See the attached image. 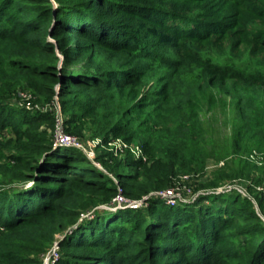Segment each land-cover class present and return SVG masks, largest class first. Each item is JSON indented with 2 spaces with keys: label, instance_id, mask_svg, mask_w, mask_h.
<instances>
[{
  "label": "trees",
  "instance_id": "trees-1",
  "mask_svg": "<svg viewBox=\"0 0 264 264\" xmlns=\"http://www.w3.org/2000/svg\"><path fill=\"white\" fill-rule=\"evenodd\" d=\"M219 94L234 153L261 156L188 187L264 186V0H0V264H42L56 241L48 264H264L263 189L113 208L204 173L200 116ZM56 103L66 135L126 146L56 145Z\"/></svg>",
  "mask_w": 264,
  "mask_h": 264
},
{
  "label": "rangeland",
  "instance_id": "rangeland-1",
  "mask_svg": "<svg viewBox=\"0 0 264 264\" xmlns=\"http://www.w3.org/2000/svg\"><path fill=\"white\" fill-rule=\"evenodd\" d=\"M20 94V93H19ZM17 95L16 98L13 99L18 105L26 106V104H34L33 98L25 97L23 95ZM254 94V92H251ZM250 95V92H249ZM259 98H263L262 94L256 95ZM201 121L205 131V143L210 149L211 155L207 158L206 165L204 168V173L201 176H198V172L190 171L180 173L178 175V181L181 182V189L189 188L188 185L191 186V189L195 188L196 184L201 181L203 178H208L212 172L217 169L219 166L224 164H228L231 168H239L244 164L245 161L254 160L258 156H261L260 153H257L254 150V147L251 146L249 143L246 145V150L241 151L239 153H234L235 146H234V131L236 126V121L238 118L237 108L235 103L230 99L229 96L225 94H219L216 99V104L212 108H206L201 111ZM84 136L82 137V141H79L80 144L84 145L85 149L87 150V154L91 156V159H94L95 156L100 154L101 152L107 150H116L119 148V144L115 142H110L107 145L101 144V142L94 146V140L99 139L98 137L92 138L90 136V132L85 131ZM57 136V135H56ZM54 134V142L55 141H64L62 136L59 135L56 138ZM57 139V140H56ZM81 140V139H80ZM74 141V140H73ZM75 142V141H74ZM59 144V143H58ZM70 147H74L68 145ZM138 143H134L132 145L131 151L134 153L137 150ZM121 151V149L119 148ZM115 152V151H114ZM123 153V151L121 152ZM139 152L136 151L134 154H138ZM137 156V155H136ZM2 160H0L1 162ZM253 172V171H252ZM256 175V172L252 173V177ZM249 180L245 177L243 178H235L232 180L226 179L220 182L218 187H222L224 189H228V191H237L245 196H248L253 201H255L254 195L255 192H260V189L264 190L263 185H255L254 187H249ZM253 182V181H251ZM253 189V190H252ZM211 190L205 189L201 190L202 192H207ZM193 191V190H192ZM227 191V190H226ZM196 192V191H193ZM225 192V191H222ZM197 193V192H196ZM209 193H202L200 196L207 195ZM193 200V199H192ZM196 199H194L195 201ZM193 201V202H194ZM209 201V200H208ZM207 203V200L204 201ZM257 206V205H256ZM263 216V215H262ZM54 246V244H53ZM52 247L47 251L52 250ZM44 259V256H43Z\"/></svg>",
  "mask_w": 264,
  "mask_h": 264
},
{
  "label": "built area",
  "instance_id": "built-area-1",
  "mask_svg": "<svg viewBox=\"0 0 264 264\" xmlns=\"http://www.w3.org/2000/svg\"><path fill=\"white\" fill-rule=\"evenodd\" d=\"M19 95H23L25 97L26 96L30 97L29 94H26L23 92H21ZM25 107H27L28 109H33V108H38L41 110L47 109V106H39L38 104L34 105L31 103L26 104ZM54 109L56 110L55 136L56 135L57 136L59 135L60 137L62 136V139L64 140V141H58V142L55 141V144L56 145H62V146L71 145V146H74V147L81 149L82 151H84L87 154L88 152L85 149L84 145L80 144V142L75 137L66 135L63 132L62 125H63L64 120H63V116H62V113L60 111V107H59L58 103L55 104ZM57 136H56V138H57ZM93 142H94V146H97L101 141H100V139H96ZM111 142H115V143L119 144L120 149L122 147L126 146V144L123 143L119 139H116L115 141H111ZM108 143H110V142H108ZM136 151L139 152L138 154H135L138 156L141 152V150L138 146H137V150H135L134 153H136ZM89 157H91V156H89ZM180 185H181V182L178 181L175 186H172V187H169V188H166L163 190L153 191L149 195L145 196L143 199H140V200H130V199L125 198L121 193H119L117 196H115L113 198V204L115 205V207H113V208L141 206V205L145 204V200L148 199L150 196L158 198V199L164 201L166 204L176 205L179 203H191L194 201V199L197 198L198 195H200L202 193H221L222 191H226V190L228 191V189H224L222 187H216V188L211 189L207 192L199 191L197 193L196 192L194 193L191 191L190 188H185V186H184V189H181ZM58 256H59V254H58V241H56L54 243L52 250L44 255V259H43L42 264H48L50 261H55L58 258Z\"/></svg>",
  "mask_w": 264,
  "mask_h": 264
},
{
  "label": "water",
  "instance_id": "water-1",
  "mask_svg": "<svg viewBox=\"0 0 264 264\" xmlns=\"http://www.w3.org/2000/svg\"><path fill=\"white\" fill-rule=\"evenodd\" d=\"M77 225V224H76ZM76 225H74V227H76Z\"/></svg>",
  "mask_w": 264,
  "mask_h": 264
}]
</instances>
